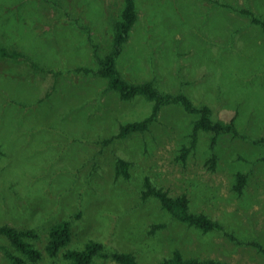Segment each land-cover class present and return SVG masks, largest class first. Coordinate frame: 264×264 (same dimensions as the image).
<instances>
[{
	"label": "rangeland",
	"instance_id": "374dc122",
	"mask_svg": "<svg viewBox=\"0 0 264 264\" xmlns=\"http://www.w3.org/2000/svg\"><path fill=\"white\" fill-rule=\"evenodd\" d=\"M124 3L0 0V48L19 55L0 57V227L31 232L24 240L41 254L31 262L0 234V264H69L63 253L88 242L102 247L91 264H116L111 255L123 252L159 264L175 250L264 264V0H134L120 77L184 94L213 121L233 119L236 133L194 132L198 115L170 103L146 130L118 138L153 106L122 99L95 74ZM145 178L185 194L189 211L220 229L203 233L143 199ZM63 220L69 242L49 257L47 232Z\"/></svg>",
	"mask_w": 264,
	"mask_h": 264
},
{
	"label": "trees",
	"instance_id": "16d2710c",
	"mask_svg": "<svg viewBox=\"0 0 264 264\" xmlns=\"http://www.w3.org/2000/svg\"><path fill=\"white\" fill-rule=\"evenodd\" d=\"M124 8L121 18L114 24L115 42L113 51L104 58H97L98 69L95 74L105 77L108 80V86L118 91L120 97L124 100L133 98L136 95H143L148 100L153 101L152 112L149 116L140 121H134L124 125H120L118 138H123L132 132H141L148 128V125L157 115L159 108L165 104L178 103L188 113L198 115V119L194 122V132L198 130L210 131L214 134L221 132L236 133L233 119L228 122L213 121L210 116V108L206 105L194 107L192 101L184 94H168L161 93L155 88L152 82H143L141 84H132L122 79L116 69V58L121 52V46L127 39L129 30L136 20L134 9V0H124ZM246 15H252L249 10L244 11ZM253 21H257L252 16ZM264 27V22L260 21ZM0 57L18 58L15 52H10L4 48H0ZM264 143V140H262ZM123 164V161L120 162ZM124 165V164H123ZM245 181L244 175H238V183L236 189L241 190ZM145 191L142 192V198L149 196L155 197L161 207L172 214L177 220L189 226L195 227L203 233L213 229H220V226L204 214H194L189 211V199L185 194L176 197H170L166 191L155 188L151 185L149 178L144 179ZM0 234L4 235L11 243V246L20 252L25 258L31 262L40 259L41 254L32 244L24 240V236H33L29 231H16L13 228L2 226ZM47 242L45 244V252L49 257H55L57 253L64 248L70 239V223L63 220L50 226L47 232ZM101 245L96 242H88L82 249H68L63 253V258L69 264H91L94 257L100 254ZM112 260L116 264H137L136 258L132 253H113ZM14 263L22 264L24 261L18 257L13 258ZM159 264H216L213 260L199 261L196 259H183L180 252L173 251L171 257L163 259Z\"/></svg>",
	"mask_w": 264,
	"mask_h": 264
}]
</instances>
